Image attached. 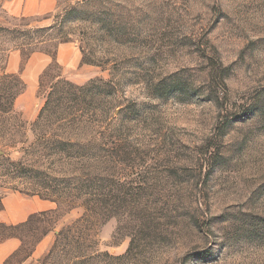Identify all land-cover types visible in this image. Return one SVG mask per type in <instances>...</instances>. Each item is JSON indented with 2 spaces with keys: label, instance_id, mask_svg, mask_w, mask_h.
<instances>
[{
  "label": "rangeland",
  "instance_id": "1",
  "mask_svg": "<svg viewBox=\"0 0 264 264\" xmlns=\"http://www.w3.org/2000/svg\"><path fill=\"white\" fill-rule=\"evenodd\" d=\"M1 213L0 264H264V0H0Z\"/></svg>",
  "mask_w": 264,
  "mask_h": 264
},
{
  "label": "trees",
  "instance_id": "2",
  "mask_svg": "<svg viewBox=\"0 0 264 264\" xmlns=\"http://www.w3.org/2000/svg\"><path fill=\"white\" fill-rule=\"evenodd\" d=\"M61 90H66V93L69 95V96H73L74 92L75 91H81L80 88H77L63 80H60L57 82V84L54 86L53 88V92L50 93L49 95L50 96H53L54 94H57L59 93ZM60 103V101H58ZM62 235V233H61Z\"/></svg>",
  "mask_w": 264,
  "mask_h": 264
},
{
  "label": "crops",
  "instance_id": "3",
  "mask_svg": "<svg viewBox=\"0 0 264 264\" xmlns=\"http://www.w3.org/2000/svg\"><path fill=\"white\" fill-rule=\"evenodd\" d=\"M1 217H4L6 216L5 213H1L0 214ZM7 217V216H6ZM14 243L12 240L11 241H6L4 243H1L0 244V263L5 260L4 258H6V256L12 252L13 250V246H14Z\"/></svg>",
  "mask_w": 264,
  "mask_h": 264
}]
</instances>
